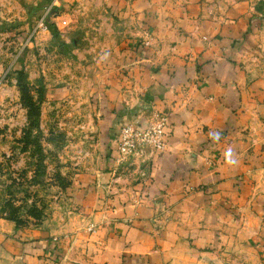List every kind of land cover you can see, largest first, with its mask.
I'll return each instance as SVG.
<instances>
[{
	"label": "crops",
	"instance_id": "crops-1",
	"mask_svg": "<svg viewBox=\"0 0 264 264\" xmlns=\"http://www.w3.org/2000/svg\"><path fill=\"white\" fill-rule=\"evenodd\" d=\"M43 1L14 0L56 23ZM65 1L60 13L96 29L82 38L98 47L101 165L67 188L79 230L0 222L2 253L22 264H247L264 237V0ZM156 112L164 150L116 166L105 146Z\"/></svg>",
	"mask_w": 264,
	"mask_h": 264
},
{
	"label": "rangeland",
	"instance_id": "rangeland-1",
	"mask_svg": "<svg viewBox=\"0 0 264 264\" xmlns=\"http://www.w3.org/2000/svg\"><path fill=\"white\" fill-rule=\"evenodd\" d=\"M50 1L42 2L44 9L50 14L57 6L59 14L56 23L46 22L47 33L35 26L39 14L14 0H0V222H9L16 231L43 227L60 234L79 230L67 190L70 182L101 165L92 90L98 47L93 39L82 38L95 33L94 26L76 23L70 9L60 13L67 1ZM68 15L69 24L58 26L61 16ZM70 24L76 25L75 35L68 37ZM260 236L250 242L257 254L248 255L247 264H264ZM10 255L0 248V264H22ZM230 259L232 263H219L216 258L215 264L238 262Z\"/></svg>",
	"mask_w": 264,
	"mask_h": 264
},
{
	"label": "built area",
	"instance_id": "built-area-1",
	"mask_svg": "<svg viewBox=\"0 0 264 264\" xmlns=\"http://www.w3.org/2000/svg\"><path fill=\"white\" fill-rule=\"evenodd\" d=\"M36 28L39 30L47 29V24L43 17L37 21ZM165 123L166 116L156 112L151 116L147 126L143 129L137 128L131 123L120 126L116 136L115 165L126 166L133 163L136 156L142 153L144 151L143 148L146 146L153 150H164Z\"/></svg>",
	"mask_w": 264,
	"mask_h": 264
},
{
	"label": "clouds",
	"instance_id": "clouds-1",
	"mask_svg": "<svg viewBox=\"0 0 264 264\" xmlns=\"http://www.w3.org/2000/svg\"><path fill=\"white\" fill-rule=\"evenodd\" d=\"M229 156H230V153H229ZM231 162V161H230Z\"/></svg>",
	"mask_w": 264,
	"mask_h": 264
}]
</instances>
